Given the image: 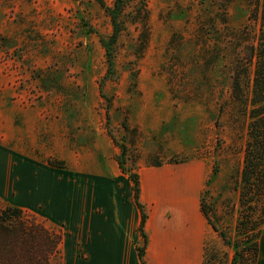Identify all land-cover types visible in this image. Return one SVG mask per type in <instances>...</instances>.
Wrapping results in <instances>:
<instances>
[{
  "label": "rangeland",
  "instance_id": "374dc122",
  "mask_svg": "<svg viewBox=\"0 0 264 264\" xmlns=\"http://www.w3.org/2000/svg\"><path fill=\"white\" fill-rule=\"evenodd\" d=\"M144 1L147 45L134 53L138 31L127 22L110 79L99 36L112 27L97 0H0V201H21L30 170L62 182L80 170L118 168L124 144L130 169L160 161L207 170L202 198L216 226L236 240L247 211L239 195L256 60L249 53L264 42V0ZM235 72L241 100L233 97ZM21 207L62 234L56 264H69L64 227L41 206ZM232 255L212 228L203 264H230Z\"/></svg>",
  "mask_w": 264,
  "mask_h": 264
},
{
  "label": "crops",
  "instance_id": "0c3cea01",
  "mask_svg": "<svg viewBox=\"0 0 264 264\" xmlns=\"http://www.w3.org/2000/svg\"><path fill=\"white\" fill-rule=\"evenodd\" d=\"M136 171L146 213L145 262L203 264L206 234L212 231L200 205L207 170L163 162ZM34 173L30 170L27 180L21 181V201L5 204L23 210L21 206H41L51 221L61 224L69 264H141L137 249L143 240L141 209L126 172L115 165L107 170L104 166L96 172L68 174L62 182L55 179L59 183ZM8 180L5 177V188L11 190ZM256 264H264V232L258 239Z\"/></svg>",
  "mask_w": 264,
  "mask_h": 264
},
{
  "label": "trees",
  "instance_id": "16d2710c",
  "mask_svg": "<svg viewBox=\"0 0 264 264\" xmlns=\"http://www.w3.org/2000/svg\"><path fill=\"white\" fill-rule=\"evenodd\" d=\"M98 4L108 15L112 30L108 35H100L99 41L105 50L108 63L104 78L113 79L114 56L119 35L127 28V22L134 25L137 33L135 52L140 55L145 49L149 37V11L144 0H112L107 4L105 0H97ZM220 6V5H219ZM127 7H131L129 10ZM224 11L226 6H220ZM213 19V18H212ZM226 23V17H222ZM210 21L214 22L210 19ZM200 29L206 27V23ZM262 24H264V1L262 9ZM213 23L211 24V27ZM249 62L255 55V69L252 83V96L250 98L249 116L250 138L246 143L244 164L241 170V190L239 201L242 208L247 207L237 222L241 238L231 241L224 230L219 229L212 220V206L206 204L201 198V211L214 231L218 232L226 245L233 247V255L230 264H256L258 256V239L264 232V42L260 48L250 46ZM233 81V97L241 100L243 89L241 88L239 73L235 72ZM103 80L100 82L102 86ZM102 90V89H101ZM100 90V91H101ZM103 93V92H102ZM104 95V94H102ZM124 127L127 128V125ZM116 143L112 134H109ZM122 152L116 156L119 167L128 174L133 183L134 199L141 209L139 229L143 237L142 246L138 247V256L141 264H147L144 260V250L147 244V234L144 231L146 213L143 211L139 200L140 179L139 173L133 168L126 167L125 146L119 145ZM157 161L152 165H160ZM217 169L213 168V174ZM257 205L260 206L259 218L253 214ZM22 208L2 204L0 201V264H56L57 253L62 241V234L50 229L45 224L26 215ZM242 246L240 247V244Z\"/></svg>",
  "mask_w": 264,
  "mask_h": 264
},
{
  "label": "bare ground",
  "instance_id": "6f19581e",
  "mask_svg": "<svg viewBox=\"0 0 264 264\" xmlns=\"http://www.w3.org/2000/svg\"><path fill=\"white\" fill-rule=\"evenodd\" d=\"M4 180H5V178H4Z\"/></svg>",
  "mask_w": 264,
  "mask_h": 264
}]
</instances>
